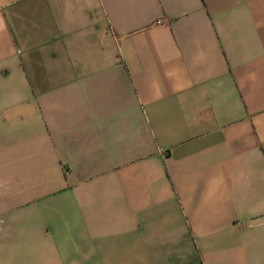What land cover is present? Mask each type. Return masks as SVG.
<instances>
[{
    "label": "crops",
    "instance_id": "0c3cea01",
    "mask_svg": "<svg viewBox=\"0 0 264 264\" xmlns=\"http://www.w3.org/2000/svg\"><path fill=\"white\" fill-rule=\"evenodd\" d=\"M0 264H264V0H0Z\"/></svg>",
    "mask_w": 264,
    "mask_h": 264
},
{
    "label": "built area",
    "instance_id": "2783aa9c",
    "mask_svg": "<svg viewBox=\"0 0 264 264\" xmlns=\"http://www.w3.org/2000/svg\"><path fill=\"white\" fill-rule=\"evenodd\" d=\"M156 23H160V21L159 20H156Z\"/></svg>",
    "mask_w": 264,
    "mask_h": 264
}]
</instances>
